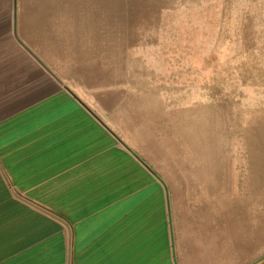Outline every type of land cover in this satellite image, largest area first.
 I'll use <instances>...</instances> for the list:
<instances>
[{"label": "crops", "instance_id": "1", "mask_svg": "<svg viewBox=\"0 0 264 264\" xmlns=\"http://www.w3.org/2000/svg\"><path fill=\"white\" fill-rule=\"evenodd\" d=\"M60 1L54 12L77 19L75 0ZM17 18L11 0H0V264H235L230 234L221 249L212 216L204 222L174 200L137 144L125 141L117 124L125 120L118 94L105 91L106 100L94 104L62 84L32 50ZM245 37L233 50L246 49ZM114 73L95 62L85 77L107 85L119 77ZM218 78L208 91L212 97L221 89ZM193 105L180 114L221 107ZM197 139L191 144L202 146L203 138ZM196 155L205 164V155ZM238 172L203 166L197 173L208 191L223 193L233 225L241 228L249 205L264 199L260 192L249 194ZM226 182L235 186L234 196ZM253 264H264V256Z\"/></svg>", "mask_w": 264, "mask_h": 264}, {"label": "rangeland", "instance_id": "2", "mask_svg": "<svg viewBox=\"0 0 264 264\" xmlns=\"http://www.w3.org/2000/svg\"><path fill=\"white\" fill-rule=\"evenodd\" d=\"M86 3L91 11L85 12L80 21L73 13L54 12L55 7L63 5L60 0H11V9L19 13L18 25L26 27L32 50L62 84L94 104L106 100L105 91L118 94L115 100L125 106V120L117 124L125 141L137 144L140 155L155 168L174 200L185 202L204 222L212 216L209 222L218 226L221 249L230 234L235 264L260 260L264 256V200L251 203L246 223L241 228L234 226L231 206L224 201L223 193L208 191L197 172L203 166L213 170L229 167L233 153H243V170L239 169L237 175L250 195L260 192L264 199V0H102L103 12L95 4L98 0ZM113 5L119 10L106 12ZM124 5L129 8L126 14ZM77 22L81 24L75 26ZM130 31L135 37L132 43ZM245 34L250 38L248 44H242L246 49L233 50L235 42L244 43ZM95 62L119 77L111 78L107 85H100L101 80L89 82L85 76ZM223 64L230 67L226 73ZM147 67L166 77L147 73ZM259 68H263L262 73L257 72ZM247 71L250 74H245ZM218 77L221 89L212 97L208 91ZM178 83L189 91L154 89L155 85ZM195 101L218 103L227 118L216 122L220 138L211 139L212 129L208 127L205 134L209 138L196 146L197 152L205 155V164L190 148L196 138L198 142L201 138L191 139L179 117L180 111L192 108ZM214 111L205 109L208 123L217 119ZM119 113L117 118L123 115ZM197 120L195 123L200 122ZM213 140L222 150L215 156L209 145ZM215 185L219 192L224 190L217 181ZM224 185L229 196H234L235 186L231 182Z\"/></svg>", "mask_w": 264, "mask_h": 264}, {"label": "bare ground", "instance_id": "3", "mask_svg": "<svg viewBox=\"0 0 264 264\" xmlns=\"http://www.w3.org/2000/svg\"><path fill=\"white\" fill-rule=\"evenodd\" d=\"M86 1H88V0H83V1H81V0H75V3H74V8H75V13H76V15H77V21H80V19L83 17V14H85V12H87V11H91V10H88V8H87V3H86ZM108 2H109V0H107ZM162 1V0H161ZM170 1V0H169ZM172 1V0H171ZM178 1V0H177ZM186 1V0H185ZM196 1V0H195ZM79 2V3H78ZM95 4H97L98 5V10L100 11V12H103V8H102V0H98V3H95ZM131 4V3H130ZM182 4V3H181ZM171 5V4H170ZM133 6H135V5H133ZM182 6V5H181ZM96 7V6H95ZM144 7V6H143ZM156 8V7H155ZM170 8V7H169ZM181 8V7H180ZM118 9V7H117V5H113V6H111L110 7V9L109 10H106V12H114V11H116ZM176 9V8H175ZM119 10V9H118ZM122 10H124L123 11V14H126L127 12H129L128 10H129V8L128 7H125V5L122 7ZM118 12V11H117ZM171 12V11H170ZM131 13V12H130ZM163 13V12H162ZM169 13V12H168ZM100 15V14H99ZM163 15V14H162ZM92 16V15H91ZM174 16H176V15H174ZM164 18H165V16H164ZM172 18V17H171ZM128 20V19H127ZM99 22V21H98ZM81 24V22H77V25H80ZM97 24H100V23H97ZM163 24V23H162ZM84 25L86 26V24L84 23ZM136 25V24H135ZM88 27H91V26H93V24H89V25H87ZM97 26V25H96ZM127 26H128V24H127ZM162 26V25H161ZM125 30V29H124ZM132 31H130V38H129V43H132L133 42V40H134V34L132 33ZM135 33H137V32H135ZM133 35V36H132ZM147 36V35H146ZM219 39V38H218ZM219 40H221V39H219ZM123 41H124V39H123ZM137 41V40H136ZM220 42H222V41H220ZM150 46V45H149ZM157 49V48H156ZM146 50V49H145ZM129 53H131V52H129ZM149 55V54H148ZM228 57V56H227ZM157 59V58H156ZM141 60V59H140ZM143 60V59H142ZM158 67V66H157ZM148 68V67H147ZM152 68V67H151ZM223 68H224V70L227 72V71H229L228 69H229V65H226V64H223ZM163 69H164V67H163ZM179 71V70H178ZM146 72H149L150 74H152L153 73V71L151 70V69H146ZM157 72L158 71H154V73L156 74L155 76H157V77H161V78H165L166 76L164 75L165 73H163L162 75H160V76H158V74H157ZM225 72V73H226ZM160 73H162V72H160ZM177 73V72H176ZM173 74V73H172ZM176 75V74H175ZM180 76V75H179ZM180 78V77H179ZM175 79V78H174ZM195 81V80H194ZM180 82V81H179ZM175 85H178V84H175ZM175 85H173V84H171L170 86H171V89H169V91L171 92V93H173V92H179V91H185V93H187L189 90H188V88H185V89H182V88H175ZM165 86H168V85H165ZM196 90V89H195ZM215 108V111H214V113H215V115H217L218 117H217V119L216 120H214L213 119V121H211V119L209 120V122H211V123H208V121H207V114H206V112H201V111H199V112H194V113H191L192 115H190L189 116V113L188 114H186V113H184V112H181V114H180V118H181V122H183L184 123V125H186V132H189L190 133V138L192 137V138H196L197 136L199 137V138H203V139H205V138H209L205 133H206V131H207V129H208V127H210V129H212V131H211V139H214V138H216V139H218V138H220V135H219V132H218V130L215 128L216 126L215 125H217V120H218V122L219 123H221L222 122V120L224 119V118H226V116L223 114L224 112L222 111L223 109V106H221V107H218V106H214ZM196 108V105H193L192 106V108H186L185 110H189V109H195ZM205 111V110H204ZM181 115H182V117H181ZM227 115V114H226ZM198 116H201V118L200 117H198ZM228 116V115H227ZM196 118H198V120L200 119V122H197V123H195V121L194 120H196ZM229 118V117H228ZM197 120V121H198ZM226 120H227V118H226ZM171 122H173L172 120H171ZM183 123H181V124H183ZM177 125V124H176ZM183 125V126H184ZM178 128V125L176 126V129ZM197 131H199V133H201V135H198V133H196ZM247 132H248V130H247ZM246 132V133H247ZM189 137V136H188ZM187 138V137H186ZM191 138V139H192ZM214 141V143H212V144H209L210 146H211V149L214 151V154H211V155H216L218 152H220V153H222V150H220V149H217L216 147H215V143H217L215 140H213ZM234 145H237L236 144V141H235V143H234ZM238 146V145H237ZM240 146V145H239ZM190 148H192V151H193V153L195 154V153H197V150H196V145H194V144H192V145H190ZM214 148H216L217 150H215ZM249 149H250V147H249ZM254 150V149H253ZM177 151V150H176ZM252 151V150H251ZM243 155V153H239V154H237V153H233V157H234V159H232V160H234V161H232V165H230L229 167H223V168H219V167H216V169H218V170H236V171H239V169H241V171L243 170L242 169V165H243V163H244V160L243 159H240L241 158V156ZM250 156V155H249ZM258 156V155H257ZM251 157V156H250ZM253 158V157H252ZM258 159H259V156H258ZM256 160V159H255ZM258 161V160H257ZM259 163V162H258ZM257 164V163H256ZM252 167V166H251ZM253 169V168H252Z\"/></svg>", "mask_w": 264, "mask_h": 264}]
</instances>
